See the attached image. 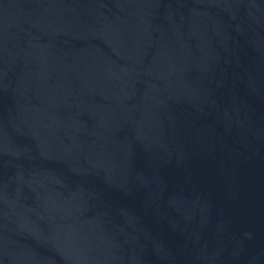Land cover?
<instances>
[{
  "label": "water",
  "instance_id": "obj_1",
  "mask_svg": "<svg viewBox=\"0 0 264 264\" xmlns=\"http://www.w3.org/2000/svg\"><path fill=\"white\" fill-rule=\"evenodd\" d=\"M0 264H264V0H0Z\"/></svg>",
  "mask_w": 264,
  "mask_h": 264
}]
</instances>
